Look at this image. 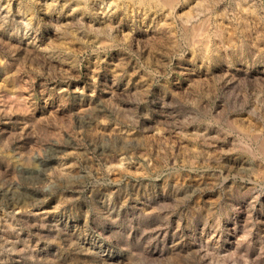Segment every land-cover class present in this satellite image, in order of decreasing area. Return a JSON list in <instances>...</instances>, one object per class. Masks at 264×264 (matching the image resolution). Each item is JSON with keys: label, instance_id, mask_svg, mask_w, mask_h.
I'll return each mask as SVG.
<instances>
[{"label": "rangeland", "instance_id": "obj_1", "mask_svg": "<svg viewBox=\"0 0 264 264\" xmlns=\"http://www.w3.org/2000/svg\"><path fill=\"white\" fill-rule=\"evenodd\" d=\"M173 4L0 0V264H264V0Z\"/></svg>", "mask_w": 264, "mask_h": 264}, {"label": "bare ground", "instance_id": "obj_2", "mask_svg": "<svg viewBox=\"0 0 264 264\" xmlns=\"http://www.w3.org/2000/svg\"><path fill=\"white\" fill-rule=\"evenodd\" d=\"M132 1V0H131ZM140 2H153L155 4H160V5H164V6H171L176 0H138ZM177 4V3H176ZM174 5V4H173ZM200 6V5H199ZM170 8V7H169ZM172 10V9H171ZM198 30V29H197ZM193 33V32H192ZM197 34V33H196ZM198 35V34H197ZM221 36V35H220ZM204 43V42H203Z\"/></svg>", "mask_w": 264, "mask_h": 264}]
</instances>
